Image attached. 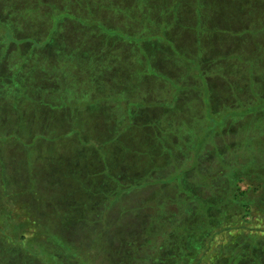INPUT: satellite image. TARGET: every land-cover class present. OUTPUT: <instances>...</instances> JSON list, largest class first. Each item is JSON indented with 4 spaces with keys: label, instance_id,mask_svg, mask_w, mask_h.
<instances>
[{
    "label": "trees",
    "instance_id": "1",
    "mask_svg": "<svg viewBox=\"0 0 264 264\" xmlns=\"http://www.w3.org/2000/svg\"><path fill=\"white\" fill-rule=\"evenodd\" d=\"M176 1L185 2L181 6L183 12L175 10ZM198 1L0 0V119L17 116L18 121L28 123V129L32 131L33 120L38 119L37 129L41 128L42 133L52 130L60 136H66L65 131L69 130H61L62 127L97 128V124H103L107 128V125L111 127L114 124V132L110 131L106 136L102 137L100 133L97 138L83 135V139L95 145L93 158H98L92 159L87 173H107L112 178L104 182L97 176L94 183L93 177L86 176L88 188L95 184L99 186L95 191L86 190L85 196L86 199H94V204L100 196H109L102 194L100 186L103 189L108 185L115 188L116 183L124 186L125 192L120 197L115 193L113 204H104L107 210L101 213L100 221L79 220L75 224L81 226L84 233L92 231L86 225H99L96 233L98 242L110 234L112 241L118 240L120 248L106 252L113 254L111 259H116L118 264H264V99L258 96L254 83V76L264 73L261 71L264 49L256 57L257 51L246 41L241 51L236 49L227 54H236L243 61H231L228 70L236 77L245 75L248 79L245 94L251 98L247 102L250 105L246 107L247 104L237 99L241 107H226L225 114L223 109H211L217 123L209 127L197 101V114L191 118L195 121L193 124L184 112L185 104L176 106L178 113L175 118L169 114L161 116L160 121H150L152 124L149 126L142 124L146 120L144 108L147 109L148 103L143 95L128 98L125 80L128 77L121 78L117 75L121 71L115 72L122 68L120 64L126 56H120L114 63L112 46L131 42L129 34L140 32L146 25L153 34H166L170 43L160 44L166 55L175 58L174 52L188 56L198 53V46L195 50L189 49L183 42L190 35L198 39L197 34L183 33L175 26L178 21L185 26L195 23L194 7ZM130 9L131 13L126 16ZM190 11L195 17L187 23ZM116 27L124 29L127 36L110 31ZM201 41L199 39L198 43L202 46L203 55L209 54L213 58L220 55L222 44L217 42L214 45L213 40L208 39ZM207 41L211 43L206 45ZM138 42L143 46V49L138 48V53L142 50L139 54L146 57L148 63L143 70L135 67L131 71L137 72L138 78L145 79L151 75L145 73L147 65L154 68L150 61L161 54L160 45L154 37ZM225 56L218 57L216 62L225 61ZM180 63L187 65L180 66V72L184 71L185 76H198L210 90L207 78L211 72L201 68L200 62L194 69L190 61ZM258 64H262L260 68ZM228 70L226 67L225 73ZM221 71L222 67L214 77L224 78ZM226 78L230 77L227 75ZM171 82L173 90L176 88L174 80L168 82L170 93ZM178 85V91L184 88L182 82ZM224 90L220 89V94H224ZM227 90L226 98L242 94L240 88ZM114 97L116 100H111ZM175 98L172 97L173 101ZM256 101L260 102L257 109L251 106ZM150 102L158 106L156 101ZM81 111H86L85 115L97 116L95 120L98 122H84ZM106 117L111 118V124H107ZM222 117L221 122L219 119ZM134 124L141 126L142 133H145L146 140L142 139L144 146L141 150L133 142L136 136L141 138L133 129L136 127ZM115 126H118L116 131ZM181 126H192L191 132L181 131L178 137L176 132ZM205 129L209 132L202 138L199 133ZM172 138L176 139L175 145ZM170 145L174 147L172 152L168 151ZM112 146L117 154L114 159L110 155ZM101 149L106 150L105 155L99 153ZM95 164L99 167H93ZM151 167L153 170L158 168L159 172L148 176ZM127 169L140 175L130 184L124 183L123 175ZM76 172V168L72 169V173ZM152 190L153 193L147 192ZM141 194L144 200L128 204L130 197L134 201V197ZM83 204L75 202L72 205L81 215H93L94 205L84 208ZM24 207L26 210L21 209L25 210L24 213L33 215L31 205ZM60 207L62 213L64 209L65 213L72 211L71 205ZM121 207L131 212L123 214ZM0 212L5 214L4 222H0V264H66L58 261L59 256L55 253L48 254L46 260L25 246L28 234L21 231V234L12 235V216L16 212L10 208ZM27 222L19 224L22 229L28 225ZM100 251L103 252L98 248L94 257L89 251L82 253L89 263L97 264L95 259ZM122 253L126 259H122ZM73 258L68 260L69 264L76 263ZM113 259L110 261L115 262Z\"/></svg>",
    "mask_w": 264,
    "mask_h": 264
},
{
    "label": "rangeland",
    "instance_id": "2",
    "mask_svg": "<svg viewBox=\"0 0 264 264\" xmlns=\"http://www.w3.org/2000/svg\"><path fill=\"white\" fill-rule=\"evenodd\" d=\"M203 1L205 2V6L203 5ZM184 4L185 2L177 3L176 1L175 10L180 11L181 9L182 11L183 8H181V6ZM194 8L196 11H194L196 15L195 23L185 26L183 24L181 25L178 21L175 26L179 27L183 33L194 32V34H197L198 39L196 36L190 35L192 39L188 36L189 38H184L183 42L184 44H188L189 49L195 50L198 46V53L195 52L188 56L185 53L174 52L176 59L173 56L166 55L163 51V46L160 45H168L170 43L167 41L166 34L162 32L153 34L148 30L147 25L144 26L140 32L129 34V38H127L131 42H124L112 46L114 63L119 61L120 56H126L120 64L122 68L115 72L121 71V74H117L121 78L128 77L125 79L126 91L129 92L127 97L129 98L132 96L135 98L143 95L144 100L148 103L147 109L144 108V110H146V120L142 121V124L149 126L152 124L150 121H160L161 116L164 117L169 114L175 118L178 113V107L176 108V106H184V104V112L191 119L197 114L195 109L197 101L202 106L201 114L204 121L207 120V127H209L217 123L213 120L215 116L212 114V110L220 111L223 109L222 112L225 114L227 110L225 109L226 107L229 109L241 107L237 99L242 104H247L246 107L250 105L247 102L251 98L245 94L248 89V79L245 75L236 77L234 76V72L229 73L228 70L231 61L240 63H243V61L236 54H231L230 56L227 54L236 49L241 51L242 48H245V43L247 41V43L251 44L249 47L257 51L256 57L260 55L259 53L264 49V0H199ZM130 13L131 9L127 10L125 15L127 16ZM174 13L177 14V12ZM195 15L190 11L185 22L191 23ZM170 28H173V26ZM110 31L116 33L120 32L124 37L127 36L124 34L127 32L122 28H111ZM151 37L158 39L157 44L158 46L160 45L159 49L161 54L150 61L153 63L154 68L147 65L148 69H146L147 72L145 73L151 75L147 76L145 79H142L141 76L138 78L137 72L132 71L135 67L143 70L144 65L148 63L146 57L139 54L142 53V50H139L138 53V48L143 49V46L139 45L140 43L138 41ZM199 39L200 41L203 39L201 42L207 39L213 40L212 44L214 45L217 42L222 44L220 55H216L214 58L209 54L207 56L203 55L201 51L202 46L198 43ZM210 43L211 41H207L206 45ZM224 56L227 59L225 61L220 60L218 64V62H216L217 58H222ZM262 60L263 65L258 64V67L262 65L261 71L264 72V58H261V61ZM183 61H190L192 69L197 68L200 62L201 68L209 73L211 72V76L207 78V80L212 93L207 89L205 82L200 81L198 76L194 74L185 76L184 71H179L180 66H187L184 64L181 65L180 62ZM221 67V74L224 73L225 79L220 76L214 77L215 73L218 72V69ZM226 67L228 71L225 73ZM227 75L230 78L227 79ZM171 80H174L176 83V88L173 90V82H171L172 90L170 93V84L168 82ZM254 81L258 96L264 99V73L262 75H255ZM180 82H182L184 88L178 91V83ZM228 88H240L242 94H239L237 97L232 95L226 98L224 95L228 92ZM220 89H225L224 92L221 91L224 94H220ZM116 95L117 94H114V96ZM127 97L125 99L129 102L130 100ZM172 97H176L174 101ZM252 99L255 100L254 97H252ZM111 100L116 99L114 97ZM123 100L124 97L122 98V101ZM150 101H156L158 106L151 105ZM130 105H132V103ZM167 105H169V108ZM137 106L141 107V104ZM251 106L257 109L260 106V102L256 101ZM107 110L110 111L109 106H107ZM86 111H81V119L84 122L90 124L98 122L95 120L97 116H93V114L85 115L87 113ZM35 118H38V116L36 115ZM106 119L105 121H107V124L112 123L111 118L106 117ZM18 120L19 118L17 116L8 119L7 116H4L3 120L0 119V211L4 210V208H10L13 212H16V215L12 216V222L14 224L11 227L12 235H18L21 234V231H24L31 236H28L24 245L29 249H33L35 253L46 260L48 259V254L55 253L59 256L57 258L58 261L66 262V264L70 263L68 260H70L71 257H75L73 258V260L76 259L75 264H92L88 262V259L83 257L82 252L89 251L88 253L94 257V254L97 253L96 250L100 248L105 254L101 251L97 254L96 259L94 258L97 264H118L116 259L114 260L112 258L115 262L110 261L112 260L111 256L113 254L109 255L106 253L107 250L109 251L112 248L118 250L117 248L120 245L118 240L117 242L112 241V235L110 234L104 240L102 239V242H98L96 233L99 229V225L95 223L90 224V226L85 224L92 231L84 233L81 226L75 224V222L79 220L100 221L101 213L107 210L104 204L106 202L110 205L113 204L114 197H120L125 192L123 190L124 186H119V184L116 183L115 188L108 185V187L105 186L103 189L100 186L103 190L102 194L104 193L106 196H109L107 198L104 195L100 196L98 198L99 201L95 199L96 202L94 204V199L89 200L86 199L85 196L86 190H94L99 185L95 184L92 188L87 187L88 183L86 181V176L90 175L87 173L88 170H90L88 166L91 165L92 159L95 160L97 157L93 158V151L96 150L93 142L86 141V139L83 138L85 135L97 138L100 134L103 137L110 131L113 133L114 131L112 129L114 128V124H112L111 127L107 125V128L104 127L103 124H97V128H93L92 126L83 128L71 125V127L60 128L61 130L69 129L65 131L67 133L66 136H60L58 135L59 133H55L52 130H49V133H42L41 128L37 129L40 122L38 119L33 120L32 124L35 132L32 131L31 128L28 129L30 126H28V123ZM219 120L222 122L223 117ZM194 122L195 121L191 119V124ZM134 125L137 128L135 127L133 129H135V132L138 133L137 135L141 138L136 136L133 142H135V147L141 150L144 146L142 139L146 140L145 133H142L143 129L141 126ZM117 129L118 126H115V131ZM191 129L192 126H181L179 127V131L176 132V135L180 137L181 131L188 133ZM88 131H90L91 134H86ZM162 131L163 129L160 127V133H162ZM172 131H174V128ZM208 132L209 131L205 129L202 133H199L200 137L203 138ZM175 140L174 138L171 139L174 145L176 143ZM169 147L168 151L172 152L174 147L171 145ZM99 153L105 155L106 150L101 149ZM110 155L112 158L117 156L114 146H112ZM167 155L168 154H166V156ZM167 160L170 161L169 156ZM93 167L98 168L99 164H95ZM75 168L77 172L72 173V169ZM157 169L153 170L151 167V169L148 170V176L159 172ZM105 170L108 171V169ZM94 171L96 172V170H92L91 172ZM103 172L105 173V171ZM90 176L93 177L94 183L96 182L97 176L102 177L104 182H109L112 179L107 173H105V175L91 174ZM123 176L124 183L129 184L135 182V179L140 177L139 174L132 172L131 169L125 170ZM244 187L246 186L244 185ZM112 192L114 193L111 194ZM147 192L153 193V190ZM115 193H117L116 196H114ZM142 194L144 195V193ZM142 194L135 196L134 201L130 197L128 200L131 202H128V204H135L144 200ZM75 202L78 205L84 203V208L94 205L92 208V212H94L93 215L92 213L91 215L89 213L81 215L79 211L74 210L75 207L72 204ZM26 205H31L33 215L29 212L24 213L26 210L24 206ZM61 205H71L72 211L69 210L65 213L64 209L62 213ZM121 209L123 210L121 211L123 214L131 212L130 209H124V207H121ZM4 216L5 214L0 212L1 223L5 220ZM102 218L104 219V217ZM25 220L28 221V225L22 229L19 224ZM98 224L101 226V222ZM65 226L67 227L64 228ZM33 236H37L39 239H34ZM42 237L45 240L41 239ZM74 252L76 253L74 254ZM124 255L125 254L122 255V259H126ZM109 257L110 260L108 259ZM38 259L36 260L39 261L40 259Z\"/></svg>",
    "mask_w": 264,
    "mask_h": 264
}]
</instances>
